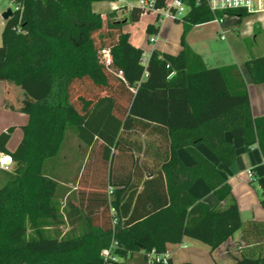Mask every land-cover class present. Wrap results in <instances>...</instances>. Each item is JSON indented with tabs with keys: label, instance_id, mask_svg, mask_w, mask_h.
Here are the masks:
<instances>
[{
	"label": "trees",
	"instance_id": "obj_1",
	"mask_svg": "<svg viewBox=\"0 0 264 264\" xmlns=\"http://www.w3.org/2000/svg\"><path fill=\"white\" fill-rule=\"evenodd\" d=\"M17 8L1 33L0 80L7 108L28 113L14 151L7 143L15 127L0 133V152L14 161L0 172V264H192L150 261L168 243L185 237L214 251L242 231L234 264H264V220L243 222L233 199L211 207L189 192L202 178L219 202L231 186L196 146L205 144L222 162L235 163L233 144L257 145L264 156V115L254 116L247 84L237 65L207 67L186 43L195 25L225 16L245 17L244 7L212 10L209 0H181L186 11L182 49L177 54L144 51L122 31L115 11L95 12L92 4L114 0H12ZM155 7L167 8L166 0ZM146 11L131 8L128 20ZM147 33L157 34L150 23ZM109 50L110 63L101 60ZM255 83L264 82V56L249 60ZM138 135H143L145 139ZM70 137L92 151L80 168L77 200L86 228L64 237L42 228L59 221V182L53 165ZM185 149L196 160L186 166ZM138 154V155H136ZM264 207V197L260 200ZM115 242L105 259L104 249Z\"/></svg>",
	"mask_w": 264,
	"mask_h": 264
},
{
	"label": "crops",
	"instance_id": "obj_2",
	"mask_svg": "<svg viewBox=\"0 0 264 264\" xmlns=\"http://www.w3.org/2000/svg\"><path fill=\"white\" fill-rule=\"evenodd\" d=\"M173 1V0H172ZM172 1L166 0L167 6ZM254 11L245 17L225 16L221 20L193 26L186 34L188 46L197 53L207 67H222L237 65L247 84L251 109L254 116L264 115V82L255 83L249 73L246 63L254 58L264 56V0H252ZM135 2L133 0L99 1L92 4L93 10L103 15L115 11V19L124 21L122 31L130 34V41L144 51V58L148 59L151 52L157 49L162 52L177 54L181 49V36L183 24L170 17H163L161 13L151 11L153 18L147 20L159 25L155 41L150 40L147 26L143 24V13L137 22L128 20L130 10ZM139 4V0L137 5ZM16 4L12 0H0V45L1 33L7 20L2 13ZM224 37V38H222ZM6 83L0 80V112L10 119L11 126H15L13 133L28 122V113L7 108L5 104ZM10 125V124H9ZM8 124L0 126V133L5 131ZM23 137L17 138L14 146L7 148L14 151ZM227 142L235 147V163L224 166L219 158L205 145L198 144L196 149L208 159L231 186V196L219 202L207 183L198 178L189 189L191 195L211 207L225 208L233 199L239 206L243 222L252 219L264 220V207L260 200L264 197V156L257 145L247 150L242 138H233L230 132L225 133ZM178 157L186 166L193 167L196 160L185 149L177 151ZM252 170L253 177L248 174ZM221 244L214 251L209 246L191 238L185 237L182 242L168 243L167 255L174 263L190 262L192 264H234L235 257H239L243 247L242 231L239 230ZM135 264H146L143 261V252H136L131 260Z\"/></svg>",
	"mask_w": 264,
	"mask_h": 264
},
{
	"label": "rangeland",
	"instance_id": "obj_3",
	"mask_svg": "<svg viewBox=\"0 0 264 264\" xmlns=\"http://www.w3.org/2000/svg\"><path fill=\"white\" fill-rule=\"evenodd\" d=\"M133 1L135 2L134 4L137 5L138 0ZM169 1L171 2L172 0ZM152 15L151 11H146L143 24L147 23L148 18H153ZM149 35L156 36V34ZM101 60L103 62L106 61L105 54H101ZM3 124L11 126L10 119L7 116H3L0 112V126L2 127ZM21 135L22 128L18 127V129L12 133V139L10 140L11 147L14 146L17 138ZM138 136L142 139L147 138H144L143 135ZM92 154V151L85 147L84 144L80 143L75 137H70L66 145L62 148V151L53 165V172L59 182L56 200L59 203L60 217L59 221L42 228L45 235L64 237L79 234L85 230L84 211L78 204L76 189L80 177V168L86 160L91 161L93 158ZM5 181L6 176L4 173L0 172V186L3 185ZM239 233L240 231H237L238 235Z\"/></svg>",
	"mask_w": 264,
	"mask_h": 264
},
{
	"label": "built area",
	"instance_id": "obj_4",
	"mask_svg": "<svg viewBox=\"0 0 264 264\" xmlns=\"http://www.w3.org/2000/svg\"><path fill=\"white\" fill-rule=\"evenodd\" d=\"M209 4L211 9L220 10L226 8H235V7H244L247 9L248 12H253V1L252 0H209ZM141 8L145 11H153L157 13H161L163 17H170L175 19L176 17H180L186 11V7L181 0H173L172 3L167 8H157L155 7V0H139L138 4ZM17 8V6H16ZM15 8V9H16ZM218 20V19H216ZM154 35L150 36L151 41H155ZM224 38V37H222ZM102 54H105L106 63H110V55L109 50H103ZM147 59L143 58V62L146 63ZM14 168V161L11 155L0 152V169L4 171H12ZM248 174L253 177L252 170H248ZM116 243L113 242L109 249H104L102 251V256L107 259L112 252ZM168 255L167 253L156 254L155 251H151L149 253V260L150 261H163L164 263L167 262Z\"/></svg>",
	"mask_w": 264,
	"mask_h": 264
},
{
	"label": "water",
	"instance_id": "obj_5",
	"mask_svg": "<svg viewBox=\"0 0 264 264\" xmlns=\"http://www.w3.org/2000/svg\"><path fill=\"white\" fill-rule=\"evenodd\" d=\"M14 14V10H12L11 8H7L3 13H2V17L3 19L7 20L10 17H12Z\"/></svg>",
	"mask_w": 264,
	"mask_h": 264
}]
</instances>
